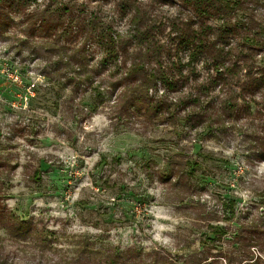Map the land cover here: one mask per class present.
I'll return each mask as SVG.
<instances>
[{
  "label": "rangeland",
  "instance_id": "obj_1",
  "mask_svg": "<svg viewBox=\"0 0 264 264\" xmlns=\"http://www.w3.org/2000/svg\"><path fill=\"white\" fill-rule=\"evenodd\" d=\"M220 1L0 0V262L264 264V0Z\"/></svg>",
  "mask_w": 264,
  "mask_h": 264
},
{
  "label": "trees",
  "instance_id": "obj_2",
  "mask_svg": "<svg viewBox=\"0 0 264 264\" xmlns=\"http://www.w3.org/2000/svg\"><path fill=\"white\" fill-rule=\"evenodd\" d=\"M24 1V0H22ZM24 4V3H23ZM194 5L196 6V12H198L201 15H214L215 17H225L227 16L230 12L231 9L228 6L227 3H222L220 0H194ZM95 22V21H94ZM93 21H89V27L93 28ZM95 29L98 30L97 38L99 40V43L105 48L107 57L106 59L103 60L104 64H109L111 61L115 60L117 58V52L115 51V47L117 43L120 41V37L118 35H112L110 28L103 26V25H98ZM137 34L134 35L135 38L137 39L138 42L143 40V35L142 32L139 29H136ZM230 32H233V29L230 30ZM226 36V33H225ZM191 51H190V59L188 61V66L190 73L192 75L195 74V68L193 67V62L197 56L203 52L204 48L206 47L204 41L199 38L198 36L192 38V44H191ZM238 48V55L237 57L241 56L242 54L247 53V49L243 47H237ZM245 50V51H244ZM223 55L224 54H217L215 57L212 58V61L209 62L210 66L214 71L217 72V76L219 80H224L227 76H235L237 74L236 69L238 68L236 65V61L232 62L231 66H226L222 61H223ZM139 70V67H134L132 68V71L130 73H136ZM258 77L256 75H253L251 72V68L247 67L245 71V76L248 78L249 81L242 82V84L248 85V86H254L255 88H263L264 86V71L260 70L258 73ZM155 79H159L160 82L162 81L165 85L166 88L168 89H175L176 84L171 80L169 81L167 76L165 74H160L159 77H156ZM217 79L212 80L213 83H215ZM150 83L147 82V79L145 81H142L140 83L141 86L146 87ZM205 89V88H203ZM196 93H199V90H197ZM190 103L193 105L198 106V109H201L200 105V96H194L193 98L190 97L188 99ZM187 100V101H188ZM184 104V102H183ZM225 104L227 101H225ZM227 105H223L222 108L225 109ZM235 104H229L228 108L233 109L235 108ZM263 110H264V103L262 104ZM190 115L192 118H199L200 112L199 111H191ZM187 115L184 119L186 122H191L190 117ZM0 264H5L3 261L0 262Z\"/></svg>",
  "mask_w": 264,
  "mask_h": 264
}]
</instances>
